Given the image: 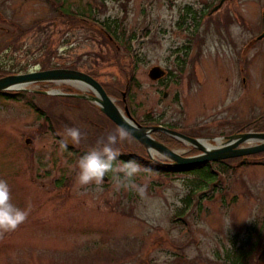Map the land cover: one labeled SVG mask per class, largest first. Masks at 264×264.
<instances>
[{
	"label": "rangeland",
	"instance_id": "374dc122",
	"mask_svg": "<svg viewBox=\"0 0 264 264\" xmlns=\"http://www.w3.org/2000/svg\"><path fill=\"white\" fill-rule=\"evenodd\" d=\"M68 4L79 12L96 6L99 20L117 22L122 42L100 25L59 15L57 0H0V70L21 73L49 64L95 72L138 123L159 117L212 143L264 129V0ZM185 6L205 12L197 27L191 19L183 22ZM136 52L144 59L127 92ZM156 65L168 73L159 81L149 77ZM54 83L9 90L24 92L18 99L0 95V179L15 205L30 208L27 220L0 240V264H228L225 257L239 247L248 254L243 264H264V152L214 163L219 179L198 191L190 207L182 198L193 175L147 171L141 164L136 188L117 190L111 172L100 186H81L80 156L119 126L98 105L33 91H86ZM67 127L84 133L79 145L69 140L61 147ZM152 136L183 155L200 152L166 132ZM138 143L130 135L116 147L141 153ZM148 155L170 162L159 152Z\"/></svg>",
	"mask_w": 264,
	"mask_h": 264
},
{
	"label": "water",
	"instance_id": "95a60500",
	"mask_svg": "<svg viewBox=\"0 0 264 264\" xmlns=\"http://www.w3.org/2000/svg\"><path fill=\"white\" fill-rule=\"evenodd\" d=\"M264 21V18H263ZM264 36V32L261 37ZM167 74V71L162 67L156 65L149 70V77L152 80H160ZM71 82L83 83L86 86V91L77 93H66L58 90H39L33 91L41 94H61L72 97L85 99L97 104L101 111L112 120L117 126L125 127L129 130L132 137L143 144L150 154L152 152H159L163 154L170 162L166 164H173L176 166L194 165L205 162L219 161L233 157L248 156L264 152V131H248L238 132L225 136V142L221 145L207 147L203 140L204 137H193L175 129L168 128L162 125H143L138 123L131 115L126 106L125 112L118 106L116 100L110 96L102 83L93 77L91 74L73 69V68H50L45 70H36L30 72H21L8 74L0 77V92L7 90H26L28 84L37 82ZM25 86V87H23ZM84 89H82L83 91ZM167 92L164 93L166 97ZM123 96H126L125 92ZM127 115H125L124 113ZM163 131L169 135L181 140L185 143L192 144L197 147L200 152L195 155L186 156L163 142L157 140L152 136L153 132ZM217 142L218 138H214ZM32 140L26 139L27 143ZM251 142L250 145H244ZM107 177L105 176L104 179Z\"/></svg>",
	"mask_w": 264,
	"mask_h": 264
},
{
	"label": "trees",
	"instance_id": "16d2710c",
	"mask_svg": "<svg viewBox=\"0 0 264 264\" xmlns=\"http://www.w3.org/2000/svg\"><path fill=\"white\" fill-rule=\"evenodd\" d=\"M60 3V12L59 15L61 16H66L70 19H81L83 21H87L90 22V24H94L95 26H99L100 25V29L105 32L107 35H111L114 40L118 43L122 42V38L119 36V30H117L118 24L115 20H110L109 18H105L104 20H99L94 13L97 12L96 10V6H92V8L88 9L87 12H79V11H73L71 6L68 4L67 5V0H57ZM221 1V0H220ZM204 11H198L193 9L192 6H185L183 8V12H182V20L185 23L187 21V19H191V23L195 25V27H197L200 24V20H202V17L205 15ZM88 13V14H87ZM90 19V20H89ZM183 23V24H184ZM118 32V33H117ZM134 36V34H133ZM129 48H133V46H129ZM129 50V49H128ZM132 73L130 71V76L128 77L129 80L127 82V92H131V88L133 87V83L136 80V76H135V70L138 66L139 61H142L144 58L140 56V54H138V52L132 54ZM49 62V61H48ZM178 63L182 65H184V62L182 63V61H180V59L178 58ZM52 66V65H51ZM49 64L47 65H43L40 69H49V68H53V66L51 67ZM183 68V67H182ZM10 72H14L11 70H4L1 69L0 70V77L3 75H7ZM89 74H91L92 76H94L95 78H98L97 75L95 74V72H88ZM170 74H172V72H170ZM168 75V73H167ZM104 86V88L106 89L107 93L111 96H115V92L104 82H101ZM0 95L6 97V98H10V99H18L20 98L19 96L24 95V92H19V91H2L0 92ZM66 98V96H63ZM24 98V97H23ZM68 98V97H67ZM79 101H83L89 104L88 101L83 100V99H76ZM33 106V105H32ZM36 107V106H33ZM37 111H40L37 107H36ZM46 119H48V116L46 117ZM148 125H163L166 126L168 128L171 129H178L177 124L174 122H165L162 120V118L159 117H151V116H147L146 119ZM257 131H264L263 130H258ZM136 142V141H135ZM139 144V143H138ZM140 147L143 148V152H139L136 148L132 147V150H126V153L124 152H119V156L117 158V160L114 162V164H116L117 161H122L123 163L128 162V161H134L137 164H141L145 170L147 171H155V172H162V173H186V174H190L193 175L194 179L191 180L190 184H189V191L190 193H187L186 196L184 198H182V202H184L185 206L190 207L191 204H193V196L196 195V193L204 188H206L208 185L217 182V180L219 179L218 177V172L216 169L213 168L214 163H218L220 164V166L227 164L226 160H219V161H212V162H205V163H200V164H194V165H184V166H176L173 164H165V163H160V162H155V160L149 158L148 155V151H146L143 145L139 144ZM72 147V146H69ZM87 152L83 153V155H85ZM83 155H81L80 157H82ZM254 155V154H253ZM250 156V155H249ZM247 158V157H245ZM244 158V159H245ZM225 171V169H223ZM216 185V184H214ZM212 197V196H210ZM245 251H242V247L236 248L234 249L233 252H229L228 255L225 257L226 259L230 260L228 261V264H243L244 263V259L247 258L248 254L244 253Z\"/></svg>",
	"mask_w": 264,
	"mask_h": 264
},
{
	"label": "clouds",
	"instance_id": "9594fccd",
	"mask_svg": "<svg viewBox=\"0 0 264 264\" xmlns=\"http://www.w3.org/2000/svg\"><path fill=\"white\" fill-rule=\"evenodd\" d=\"M65 139L61 147H67L70 140L73 144L79 145L84 137V133L77 127H67L64 131ZM130 132L121 126L115 131L109 132L106 137L97 141V147L93 148L78 161L77 181L81 186L95 184L100 186L104 177L108 173L116 176V188H136L133 177L142 171L140 165L134 161H128L122 165H115L114 162L119 156L116 147L118 143L130 139ZM122 174L123 179L120 178ZM30 213V208L25 210L12 202V194L8 183L0 179V240L5 234L15 231L23 224Z\"/></svg>",
	"mask_w": 264,
	"mask_h": 264
},
{
	"label": "bare ground",
	"instance_id": "6f19581e",
	"mask_svg": "<svg viewBox=\"0 0 264 264\" xmlns=\"http://www.w3.org/2000/svg\"><path fill=\"white\" fill-rule=\"evenodd\" d=\"M54 68V67H53ZM50 69V68H49ZM39 70H45V69H39ZM36 71V70H35ZM30 72V71H29ZM16 73H18V72H16ZM8 75V74H7ZM167 75V74H166ZM165 75V76H166ZM4 76H6V75H4ZM2 77V76H1ZM94 77V76H93ZM164 78V77H163ZM162 78V79H163ZM97 79V78H96ZM162 79H160V80H162ZM98 80V79H97ZM156 81H159V80H156ZM52 83H54V82H52ZM65 83V82H64ZM73 84H75V85H77L79 88L78 89H80V90H82V89H86V86L83 84V83H79V82H77V83H73ZM103 85V84H102ZM23 87H25V86H23ZM53 90H57V89H53ZM87 90V89H86ZM7 91H9V90H7ZM34 93H38V92H35L34 91ZM66 93H68V92H66ZM69 93H72V92H69ZM39 94H41V93H39ZM55 95H61V94H55ZM62 96H68V95H62ZM111 96V95H110ZM69 97V96H68ZM71 97V96H70ZM74 98H77V97H74ZM79 99H81V98H79ZM115 99V98H114ZM83 100H85V99H83ZM116 100V99H115ZM86 101H88V100H86ZM88 102H91V101H88ZM91 103H93V104H95L94 102H91ZM116 103L118 104V106H119V103L117 102V100H116ZM95 105H97V104H95ZM120 107V106H119ZM100 108V107H99ZM101 110V109H100ZM124 113V112H123ZM125 114V113H124ZM126 115V114H125ZM127 116V115H126ZM112 121V120H111ZM113 122V121H112ZM259 132V131H258ZM262 132V131H261ZM218 139H219V141L217 142L216 140H214L213 139V141H214V143H212V141L211 140H208V139H204L203 140V143L207 146V147H211V146H217V145H221V144H223L225 141H223L224 140V138L223 137H217ZM253 155V154H252ZM249 156V155H248ZM244 157H247V156H244Z\"/></svg>",
	"mask_w": 264,
	"mask_h": 264
},
{
	"label": "flooded vegetation",
	"instance_id": "af4514ba",
	"mask_svg": "<svg viewBox=\"0 0 264 264\" xmlns=\"http://www.w3.org/2000/svg\"><path fill=\"white\" fill-rule=\"evenodd\" d=\"M39 70V69H38ZM21 70H19V71H14V72H10L9 74H14V73H16V72H20ZM22 71H24V72H29V70L28 69H24V70H22ZM33 71H35V70H33ZM65 84V86H66V88H68V89H70L72 86H77V85H75V84H73V83H71V82H65L64 83ZM52 85H57V83H52ZM78 87V86H77ZM68 93L70 92V91H67ZM68 97V96H67ZM70 97V96H69ZM72 97V96H71ZM72 98H74V97H72ZM77 99V98H76ZM79 99V98H78ZM89 104L91 105V104H93V103H91V102H89ZM93 105H95V104H93Z\"/></svg>",
	"mask_w": 264,
	"mask_h": 264
}]
</instances>
